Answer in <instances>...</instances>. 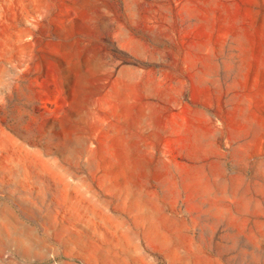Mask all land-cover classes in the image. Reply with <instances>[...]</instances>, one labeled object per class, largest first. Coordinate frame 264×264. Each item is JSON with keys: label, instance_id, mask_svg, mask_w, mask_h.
<instances>
[{"label": "rangeland", "instance_id": "374dc122", "mask_svg": "<svg viewBox=\"0 0 264 264\" xmlns=\"http://www.w3.org/2000/svg\"><path fill=\"white\" fill-rule=\"evenodd\" d=\"M0 264H264V0H0Z\"/></svg>", "mask_w": 264, "mask_h": 264}]
</instances>
